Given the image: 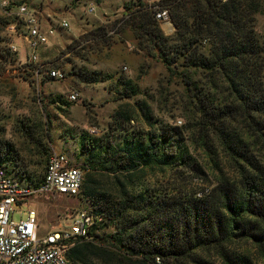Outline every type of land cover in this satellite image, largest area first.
Instances as JSON below:
<instances>
[{"label":"trees","instance_id":"obj_1","mask_svg":"<svg viewBox=\"0 0 264 264\" xmlns=\"http://www.w3.org/2000/svg\"><path fill=\"white\" fill-rule=\"evenodd\" d=\"M154 6L167 9L171 34L162 32ZM124 9L85 38L106 43L127 30L136 51L163 67L166 89L140 96L124 75L77 65L72 58L83 60L80 47H68V75L82 84L108 82L114 100L130 103L97 135L79 136L83 177L75 198L88 205L94 223L91 239L67 243L66 260L264 264V0H137ZM12 25L21 32L19 20L0 14V85L8 70L37 69L11 53ZM171 87L166 111L159 96ZM6 119L21 143L0 135V167L36 187L50 154L49 115L35 109L12 119L0 108Z\"/></svg>","mask_w":264,"mask_h":264},{"label":"rangeland","instance_id":"obj_2","mask_svg":"<svg viewBox=\"0 0 264 264\" xmlns=\"http://www.w3.org/2000/svg\"><path fill=\"white\" fill-rule=\"evenodd\" d=\"M136 1L33 0V3L38 5L36 14L41 26L54 27L55 34L48 46L36 51V63L32 64L44 65L46 69L57 67L65 73V78L58 81L45 78L42 81L46 75L44 70L36 78L35 75L23 74L22 71L16 70L17 68L8 70L1 78L0 108L12 119L22 115L28 116L35 109L43 115L47 113L50 118L48 128L51 138L50 151L61 152L71 165L81 166V161H76L80 134L84 131L89 133L90 130L99 132L114 111L119 110L124 103L130 102L114 100V94L106 88L108 82L82 84L75 77L68 75L70 65L65 59L70 57L69 46L80 47L83 60L72 58L77 65L83 64L89 69L112 74L115 77L118 74L124 75L138 85L142 92L140 96L145 93L148 96L158 97L159 91L164 92L166 89L163 67L143 52L136 51L135 43L127 30L119 34H111V38L106 43L85 38L87 32L105 24L106 21L120 19L127 13L124 9L125 5ZM141 1L147 5H154L158 0ZM89 3L95 6L92 14H88L86 10ZM61 19H66L70 24L67 32L57 29V23ZM160 28L166 35L174 31L172 24L170 26L160 24ZM258 28L264 29V17H259ZM11 40L18 49V52L13 54L17 61L20 64L29 63V52L21 32H11ZM19 75L26 76L29 83L23 81ZM173 89L171 87L165 92L166 94L159 96L161 101H165L166 111L172 108ZM71 91L79 94L78 100L74 103H70L67 99ZM38 97L43 99L42 105L36 102ZM152 107L155 109L154 105ZM12 121L0 120V127L3 128L0 135L19 146L21 142L12 130ZM83 208L88 209V205L75 197L32 195L13 205L12 219L13 221L24 219L29 210H34L39 227L37 234L44 236L53 228L65 227L69 219Z\"/></svg>","mask_w":264,"mask_h":264},{"label":"built area","instance_id":"obj_3","mask_svg":"<svg viewBox=\"0 0 264 264\" xmlns=\"http://www.w3.org/2000/svg\"><path fill=\"white\" fill-rule=\"evenodd\" d=\"M36 6L38 5L33 0H0V14L14 16L21 22V35L29 52V63H36V51L48 46L55 34L54 27L41 26ZM152 9L154 18L160 24L171 25L167 9L156 6ZM86 10L88 14H92L95 11L94 4L89 3ZM69 28L70 24L66 19L57 23V29L61 32H67ZM8 31L14 33V25ZM9 48L11 53L18 52L13 42ZM42 70L51 80L65 78L62 70L46 69L41 64L37 65L34 72L36 78ZM78 98L76 91H71L67 97L70 103L76 102ZM89 133L98 134L94 130ZM82 177V169L71 165L64 154L55 150L50 151L43 177L36 187L17 181L0 167V264H70L65 258L67 243L77 239H91L90 230L94 220L88 209L78 210L65 227L53 228L44 236H38L36 212L31 209L24 219L13 221V205L32 195L51 194L74 198L79 193Z\"/></svg>","mask_w":264,"mask_h":264},{"label":"water","instance_id":"obj_4","mask_svg":"<svg viewBox=\"0 0 264 264\" xmlns=\"http://www.w3.org/2000/svg\"><path fill=\"white\" fill-rule=\"evenodd\" d=\"M174 29V28H173Z\"/></svg>","mask_w":264,"mask_h":264}]
</instances>
